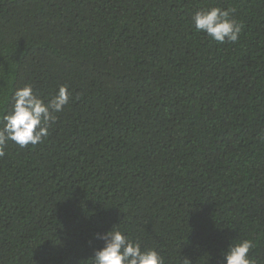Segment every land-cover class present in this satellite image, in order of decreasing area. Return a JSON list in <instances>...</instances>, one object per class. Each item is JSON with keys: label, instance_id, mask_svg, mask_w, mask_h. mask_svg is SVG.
I'll list each match as a JSON object with an SVG mask.
<instances>
[{"label": "trees", "instance_id": "1", "mask_svg": "<svg viewBox=\"0 0 264 264\" xmlns=\"http://www.w3.org/2000/svg\"><path fill=\"white\" fill-rule=\"evenodd\" d=\"M242 31L197 32L201 9ZM70 99L0 158V264H92L114 226L165 264H264V0H0V120L17 88Z\"/></svg>", "mask_w": 264, "mask_h": 264}, {"label": "clouds", "instance_id": "2", "mask_svg": "<svg viewBox=\"0 0 264 264\" xmlns=\"http://www.w3.org/2000/svg\"><path fill=\"white\" fill-rule=\"evenodd\" d=\"M233 11L220 7L201 9L192 15L191 22L197 32L206 33L220 44L236 43L242 26L233 17ZM69 99L66 85H61L48 100L38 95L31 84L17 88L12 96L11 111L0 120V158L5 156L9 141L22 148L44 143L58 120L57 113L63 112ZM95 239L102 241L103 246L94 249L90 258L92 264H165V258L155 248H143L140 241L114 226L105 233H97ZM253 248L254 242L250 239L231 242L222 253L223 264H256L249 255ZM182 264L192 262L183 258Z\"/></svg>", "mask_w": 264, "mask_h": 264}]
</instances>
